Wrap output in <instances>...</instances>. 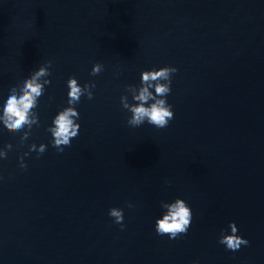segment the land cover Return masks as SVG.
<instances>
[{
  "label": "water",
  "instance_id": "obj_1",
  "mask_svg": "<svg viewBox=\"0 0 264 264\" xmlns=\"http://www.w3.org/2000/svg\"><path fill=\"white\" fill-rule=\"evenodd\" d=\"M48 59L39 124L24 141L0 125V264H264V0H0V93ZM163 64L172 119L129 126L120 95ZM69 75L95 87L58 152L46 126ZM176 196L192 219L168 239L154 218ZM229 220L248 240L234 251Z\"/></svg>",
  "mask_w": 264,
  "mask_h": 264
},
{
  "label": "clouds",
  "instance_id": "obj_2",
  "mask_svg": "<svg viewBox=\"0 0 264 264\" xmlns=\"http://www.w3.org/2000/svg\"><path fill=\"white\" fill-rule=\"evenodd\" d=\"M52 60H44L29 72L24 73L17 80L8 83L6 90L0 93V125L22 130L20 139L24 141L29 136V130L34 124H39L36 107L38 98L45 90V85L50 83L49 73ZM103 70V64L99 61L93 62L90 68V75H94ZM175 65L163 64L142 68L139 73V82L135 85H127L131 96L126 97L121 94L119 99L121 106L129 113L126 123L129 126H139L142 123L153 125L157 128L166 126L173 117L171 103L167 100L170 92L171 74L175 73ZM66 83V103L59 107L51 116V122L46 126L50 133L49 143L56 148V151H63V146L70 144L71 138L78 134L80 121L79 112L76 105L81 96L92 98V88L95 81L78 82L76 76L69 75ZM11 145V141L5 139L0 144V156L5 154L6 148ZM46 148L44 142L36 144L29 143L28 151L35 150L37 155ZM25 152L24 155H27ZM19 166H25L22 157H18ZM128 207H132L131 202H126ZM160 214L154 218L153 228L157 235L167 234L168 239H174L179 234L186 233L192 219L190 205L181 196H176L170 200L159 201ZM108 215L113 218V223L124 225L123 208L110 206ZM218 242L226 249L237 250L242 244L248 243L247 237L239 234L236 222L229 220L227 228H221L217 237ZM192 264H197L196 260Z\"/></svg>",
  "mask_w": 264,
  "mask_h": 264
}]
</instances>
